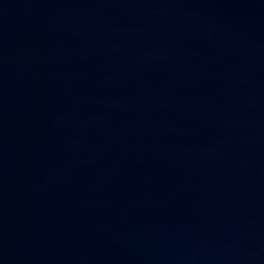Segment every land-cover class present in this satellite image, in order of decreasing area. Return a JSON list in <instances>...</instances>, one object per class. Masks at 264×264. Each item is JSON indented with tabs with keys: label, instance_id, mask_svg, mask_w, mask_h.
<instances>
[{
	"label": "water",
	"instance_id": "water-1",
	"mask_svg": "<svg viewBox=\"0 0 264 264\" xmlns=\"http://www.w3.org/2000/svg\"><path fill=\"white\" fill-rule=\"evenodd\" d=\"M0 264H264V0H0Z\"/></svg>",
	"mask_w": 264,
	"mask_h": 264
}]
</instances>
